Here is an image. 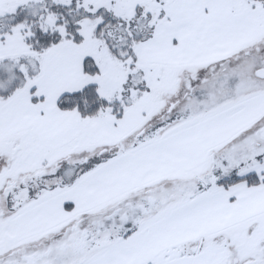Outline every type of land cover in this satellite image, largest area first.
Wrapping results in <instances>:
<instances>
[{
  "label": "snow or ice",
  "instance_id": "1",
  "mask_svg": "<svg viewBox=\"0 0 264 264\" xmlns=\"http://www.w3.org/2000/svg\"><path fill=\"white\" fill-rule=\"evenodd\" d=\"M0 264H264V0H0Z\"/></svg>",
  "mask_w": 264,
  "mask_h": 264
}]
</instances>
